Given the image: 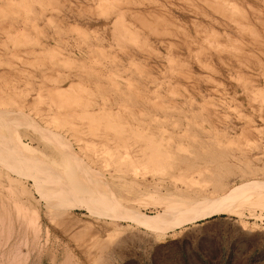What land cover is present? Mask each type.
<instances>
[{
    "label": "rangeland",
    "instance_id": "rangeland-1",
    "mask_svg": "<svg viewBox=\"0 0 264 264\" xmlns=\"http://www.w3.org/2000/svg\"><path fill=\"white\" fill-rule=\"evenodd\" d=\"M13 254L264 264V0H0Z\"/></svg>",
    "mask_w": 264,
    "mask_h": 264
},
{
    "label": "bare ground",
    "instance_id": "bare-ground-1",
    "mask_svg": "<svg viewBox=\"0 0 264 264\" xmlns=\"http://www.w3.org/2000/svg\"><path fill=\"white\" fill-rule=\"evenodd\" d=\"M7 237V236H6ZM123 244V243H122ZM7 249V248H6ZM11 251H12V249H11ZM15 251V250H14ZM16 252H17V250H16ZM16 256V255H15ZM14 256V254H13V257H11L12 259L11 260H13V259H16V257ZM20 257L21 255H17V257ZM120 256V255H119ZM20 259V258H19ZM17 262H20V260H16ZM9 262H12V261H10L9 260ZM12 264H15V261L13 260V263Z\"/></svg>",
    "mask_w": 264,
    "mask_h": 264
}]
</instances>
